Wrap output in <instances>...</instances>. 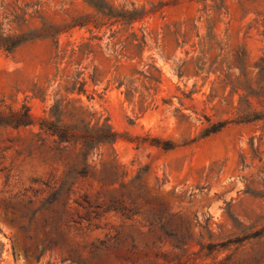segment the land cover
<instances>
[{
	"label": "rangeland",
	"instance_id": "rangeland-1",
	"mask_svg": "<svg viewBox=\"0 0 264 264\" xmlns=\"http://www.w3.org/2000/svg\"><path fill=\"white\" fill-rule=\"evenodd\" d=\"M106 2L149 15L19 0L32 29L90 24L0 52V264H264V123L239 122L232 89L264 58V0ZM73 107L118 142L87 154L41 129Z\"/></svg>",
	"mask_w": 264,
	"mask_h": 264
},
{
	"label": "trees",
	"instance_id": "trees-1",
	"mask_svg": "<svg viewBox=\"0 0 264 264\" xmlns=\"http://www.w3.org/2000/svg\"><path fill=\"white\" fill-rule=\"evenodd\" d=\"M95 8L98 14L115 23L130 26L149 15L146 9L128 11L125 9H116L106 2V0H85ZM224 1V0H222ZM19 0H0V52L14 53L20 47L38 40H52L58 45L59 39L64 30H70L74 27H85L90 18L89 16L81 17L70 23L63 25H54L41 18V28H31V21L38 18V9L29 12V5L19 7ZM37 4L35 5V7ZM97 24V20L94 21ZM97 26V25H95ZM84 46H74L72 54L82 53ZM256 75L249 78L247 68L240 69V77L236 78L232 89L235 94L239 95L240 106L239 112L240 123H264V58H262L255 67ZM229 78V76H226ZM90 79L94 83V76ZM83 89L78 92H85L84 88L87 81L80 83ZM96 114L88 112L83 108L73 107L71 113L72 125L68 128L58 127L55 123L41 118V129L58 139L59 143L68 144L73 147H81L83 153H90L100 147H113L119 140V135L112 128L109 120L103 121L97 119L93 123ZM238 123V122H237ZM227 122L214 125L213 133L221 131Z\"/></svg>",
	"mask_w": 264,
	"mask_h": 264
}]
</instances>
